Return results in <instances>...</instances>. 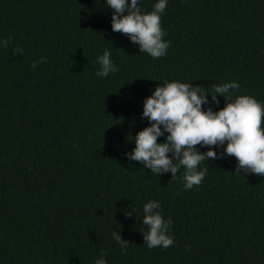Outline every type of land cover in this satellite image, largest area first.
Instances as JSON below:
<instances>
[{
	"label": "trees",
	"instance_id": "16d2710c",
	"mask_svg": "<svg viewBox=\"0 0 264 264\" xmlns=\"http://www.w3.org/2000/svg\"><path fill=\"white\" fill-rule=\"evenodd\" d=\"M111 12L104 0H0V264H264V176L236 173L212 146L204 180L183 190V168L157 176L124 155L158 84L236 81L233 98L264 104V0H168L170 47L155 59L112 31ZM105 50L118 71L98 77ZM152 199L173 221L167 249L143 240Z\"/></svg>",
	"mask_w": 264,
	"mask_h": 264
},
{
	"label": "clouds",
	"instance_id": "9594fccd",
	"mask_svg": "<svg viewBox=\"0 0 264 264\" xmlns=\"http://www.w3.org/2000/svg\"><path fill=\"white\" fill-rule=\"evenodd\" d=\"M104 5L112 10L113 32L125 34L140 52L154 59L166 56L170 43L164 39L166 32L161 26V17L168 0H155L151 11L142 10L140 0H104ZM0 43L6 46L7 41ZM97 63L98 77H108L118 71L108 50L97 57ZM239 88L236 81L214 85L212 91L179 80L158 84L142 105L141 118H147L148 126L131 136L135 146L124 155L157 176L168 173L174 179L183 168V190H190L204 180L208 167L201 165L209 158H218L212 146H223L220 155L236 158V173L264 176V104L251 95L233 98ZM218 96L227 102L223 108L213 111L210 103L219 104ZM160 137L164 140L157 142ZM197 145L207 150L201 152ZM127 215L134 214L129 211ZM139 220L146 228L141 233L149 249H167L174 245L170 234L173 221L163 217L159 200L144 203ZM112 237L127 254L130 243L118 231H113ZM95 264H107L104 254Z\"/></svg>",
	"mask_w": 264,
	"mask_h": 264
}]
</instances>
